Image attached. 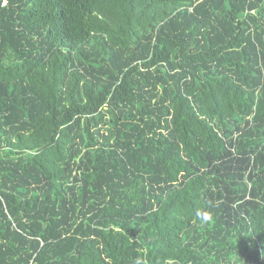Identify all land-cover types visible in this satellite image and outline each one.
<instances>
[{
  "label": "trees",
  "instance_id": "obj_1",
  "mask_svg": "<svg viewBox=\"0 0 264 264\" xmlns=\"http://www.w3.org/2000/svg\"><path fill=\"white\" fill-rule=\"evenodd\" d=\"M264 264V0H0V264Z\"/></svg>",
  "mask_w": 264,
  "mask_h": 264
},
{
  "label": "clouds",
  "instance_id": "obj_2",
  "mask_svg": "<svg viewBox=\"0 0 264 264\" xmlns=\"http://www.w3.org/2000/svg\"><path fill=\"white\" fill-rule=\"evenodd\" d=\"M136 264H140V262H139V261H137V262H136Z\"/></svg>",
  "mask_w": 264,
  "mask_h": 264
}]
</instances>
